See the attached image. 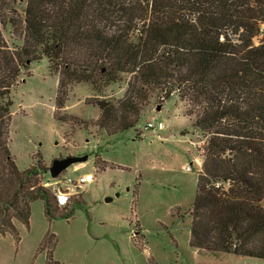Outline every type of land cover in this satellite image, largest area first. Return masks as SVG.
<instances>
[{
	"label": "trees",
	"instance_id": "1",
	"mask_svg": "<svg viewBox=\"0 0 264 264\" xmlns=\"http://www.w3.org/2000/svg\"><path fill=\"white\" fill-rule=\"evenodd\" d=\"M263 24L264 0H0V235L17 243L15 222L29 228L35 200L49 224L84 203L58 205L42 185L48 167L40 151L20 170L9 148L11 93L29 64L46 58L57 75L52 116L70 128H134L138 138L150 97L176 93L202 134L189 246L264 260ZM122 74V97L85 100L96 118L64 112L73 84L97 91ZM100 161L96 155L93 164L102 170ZM56 242L48 227L35 250L45 251L44 264H59Z\"/></svg>",
	"mask_w": 264,
	"mask_h": 264
},
{
	"label": "rangeland",
	"instance_id": "2",
	"mask_svg": "<svg viewBox=\"0 0 264 264\" xmlns=\"http://www.w3.org/2000/svg\"><path fill=\"white\" fill-rule=\"evenodd\" d=\"M9 30L7 26L2 34L11 44ZM127 77L122 74L97 91L87 83L73 84L64 112L96 118L98 109L85 100L122 97ZM56 78L46 58L29 64L11 93L9 148L20 170L35 161L38 150L46 167L55 158L87 154L56 177V185L70 192L68 205L77 198L84 203H75L68 219L49 224L42 201H33L29 228L15 222L18 242L9 233L0 235V264H44L45 251L35 250L48 227L57 239L53 259L59 264H264L254 257L189 246V209L202 162L196 146L202 134L191 126L192 116L184 114L185 103L176 93L166 100L150 97L135 126L138 138L134 128L106 135L94 126L70 128L53 118ZM147 121H162L164 127L144 128ZM96 155L105 161L99 162L102 170L93 164ZM72 165L78 170L72 171ZM88 172L94 179L83 186L63 182L64 175ZM45 181H53L48 172L42 175Z\"/></svg>",
	"mask_w": 264,
	"mask_h": 264
},
{
	"label": "built area",
	"instance_id": "3",
	"mask_svg": "<svg viewBox=\"0 0 264 264\" xmlns=\"http://www.w3.org/2000/svg\"><path fill=\"white\" fill-rule=\"evenodd\" d=\"M262 30L264 31L263 27ZM163 127H164V123L162 121H158L157 123H154L152 121H147L144 126V128H150V129L151 128L162 129ZM186 169L190 170V167L186 166ZM71 170L76 171L78 170V167L72 165ZM64 178L65 179L63 182L65 184H68L73 188H75L77 186H83L85 183L92 181L94 179V174L92 172H88V173L79 174L77 176L64 175ZM52 179L53 181H45L42 183V185L53 192L55 196V200L58 203V205L66 204L69 200L70 192L64 191L56 185V182H58L57 178H52Z\"/></svg>",
	"mask_w": 264,
	"mask_h": 264
},
{
	"label": "water",
	"instance_id": "4",
	"mask_svg": "<svg viewBox=\"0 0 264 264\" xmlns=\"http://www.w3.org/2000/svg\"><path fill=\"white\" fill-rule=\"evenodd\" d=\"M87 159V154L83 155H69L66 157L55 158L52 160L51 165L48 167L47 171L51 178H56L63 170H65L69 165L77 162H82ZM105 201H110L111 197H105Z\"/></svg>",
	"mask_w": 264,
	"mask_h": 264
},
{
	"label": "crops",
	"instance_id": "5",
	"mask_svg": "<svg viewBox=\"0 0 264 264\" xmlns=\"http://www.w3.org/2000/svg\"><path fill=\"white\" fill-rule=\"evenodd\" d=\"M262 27H263V29H264V24H263V26H262Z\"/></svg>",
	"mask_w": 264,
	"mask_h": 264
}]
</instances>
